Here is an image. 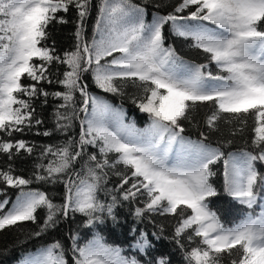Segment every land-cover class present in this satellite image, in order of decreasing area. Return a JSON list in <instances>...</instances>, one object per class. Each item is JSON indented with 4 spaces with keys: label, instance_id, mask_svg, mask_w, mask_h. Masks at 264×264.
<instances>
[{
    "label": "snow or ice",
    "instance_id": "1",
    "mask_svg": "<svg viewBox=\"0 0 264 264\" xmlns=\"http://www.w3.org/2000/svg\"><path fill=\"white\" fill-rule=\"evenodd\" d=\"M0 264H264V0H0Z\"/></svg>",
    "mask_w": 264,
    "mask_h": 264
},
{
    "label": "trees",
    "instance_id": "2",
    "mask_svg": "<svg viewBox=\"0 0 264 264\" xmlns=\"http://www.w3.org/2000/svg\"><path fill=\"white\" fill-rule=\"evenodd\" d=\"M128 114L131 116L133 113H132V109L131 107L129 106L128 107ZM140 114H137V116L139 117ZM138 123L140 124V126H142V120H139L138 119Z\"/></svg>",
    "mask_w": 264,
    "mask_h": 264
}]
</instances>
